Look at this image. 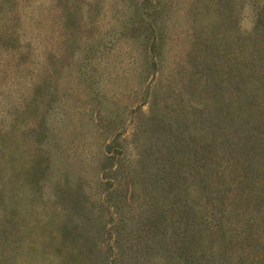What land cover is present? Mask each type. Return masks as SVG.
<instances>
[{"label":"rangeland","instance_id":"obj_1","mask_svg":"<svg viewBox=\"0 0 264 264\" xmlns=\"http://www.w3.org/2000/svg\"><path fill=\"white\" fill-rule=\"evenodd\" d=\"M1 3L5 264H264V0Z\"/></svg>","mask_w":264,"mask_h":264},{"label":"trees","instance_id":"obj_2","mask_svg":"<svg viewBox=\"0 0 264 264\" xmlns=\"http://www.w3.org/2000/svg\"><path fill=\"white\" fill-rule=\"evenodd\" d=\"M0 5H2L1 0H0ZM262 159L263 158L260 156V158L257 160V163H254L256 161V159L255 158H251L250 159V164L248 166H246L245 168L246 169H250V170L254 169V167L256 165H258L259 163L261 164ZM6 174L7 173H4V167H2V169L0 168V184L1 185L5 184L4 188L0 187V264H5V263L8 262L7 261V250H9V248L11 246H15L13 244V241H11V237L12 236L11 237L8 236V233L9 234H11V233L8 230L7 226H6L7 222L10 223L11 225H13V223L15 222L14 211L13 212L9 211L8 207L6 206V200H5V195H4L5 194V188H6V185H7V182L5 180H7V175H8V174L7 175ZM236 189H238V191L241 190V189H239L238 186H236ZM239 197H240V194H239ZM9 218H11V220ZM215 227H217V229H219L220 232H223L221 230V226L220 225H216ZM201 236L198 235L199 240H194L193 239L192 243H191V245L193 247V253H194L192 255L194 257L196 255L195 259L197 261V264H200L202 259H203L204 263H205V260H206V258L201 253H199V249H200V247L202 245L201 244V239H202ZM228 236H230V237L231 236H239V234H234V235L228 234L227 236H225V238L228 237ZM185 240L186 241L188 240L187 237L185 238ZM183 249L188 250L187 248H183ZM223 255H224V250H223ZM182 256H187V255L185 253H182ZM188 257H191V255L187 256V259H189ZM253 260H255V259H253ZM220 261H222L221 262L222 264H226L225 263L226 261L224 259H221ZM259 261L260 260H258V262ZM245 262L248 263V264H253V262H251L248 259H245ZM186 263L187 264H192V261L186 260ZM195 264H196V262H195Z\"/></svg>","mask_w":264,"mask_h":264}]
</instances>
